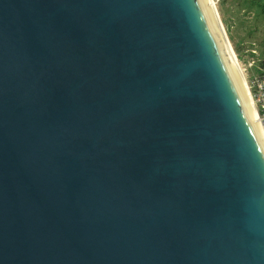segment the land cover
<instances>
[{
	"label": "water",
	"instance_id": "1",
	"mask_svg": "<svg viewBox=\"0 0 264 264\" xmlns=\"http://www.w3.org/2000/svg\"><path fill=\"white\" fill-rule=\"evenodd\" d=\"M0 264H264V144L204 0H0Z\"/></svg>",
	"mask_w": 264,
	"mask_h": 264
},
{
	"label": "rangeland",
	"instance_id": "2",
	"mask_svg": "<svg viewBox=\"0 0 264 264\" xmlns=\"http://www.w3.org/2000/svg\"><path fill=\"white\" fill-rule=\"evenodd\" d=\"M258 2L259 0H226L214 5L236 60L242 70L246 69V81L254 70L248 68L247 64L252 60L256 67L259 61H264V16L256 6Z\"/></svg>",
	"mask_w": 264,
	"mask_h": 264
},
{
	"label": "bare ground",
	"instance_id": "3",
	"mask_svg": "<svg viewBox=\"0 0 264 264\" xmlns=\"http://www.w3.org/2000/svg\"><path fill=\"white\" fill-rule=\"evenodd\" d=\"M204 1L206 4V7L208 9V12L210 14L211 20L214 24L215 30H216L217 35L219 37V40H220V43H221L222 48L224 50V53L226 55V58L228 60V63L230 65L235 77L237 78V80L239 82V85H240V87L243 91L244 97H245V102L247 104L249 113L252 116V118H253L256 126H257L259 135H260V137L263 141V144H264V132H263V129L260 126L258 120H257V116H256L254 106H253V104L250 100V97L248 95V88H247L246 80H245L244 74L242 72L241 66L239 65V62L236 60V56L233 53V50L231 49V46H230V44L226 38L225 32L223 31V26L220 23V19H219L217 10H216L212 0H204Z\"/></svg>",
	"mask_w": 264,
	"mask_h": 264
},
{
	"label": "built area",
	"instance_id": "4",
	"mask_svg": "<svg viewBox=\"0 0 264 264\" xmlns=\"http://www.w3.org/2000/svg\"><path fill=\"white\" fill-rule=\"evenodd\" d=\"M226 0H212L215 6ZM254 53V52H252ZM255 61L247 64L248 68H254L250 77L246 81L248 88V95L254 106L257 120L264 132V61H259V65L255 67ZM246 69L243 68L242 72Z\"/></svg>",
	"mask_w": 264,
	"mask_h": 264
},
{
	"label": "trees",
	"instance_id": "5",
	"mask_svg": "<svg viewBox=\"0 0 264 264\" xmlns=\"http://www.w3.org/2000/svg\"><path fill=\"white\" fill-rule=\"evenodd\" d=\"M256 6L259 8L260 13L264 16V0H259Z\"/></svg>",
	"mask_w": 264,
	"mask_h": 264
}]
</instances>
